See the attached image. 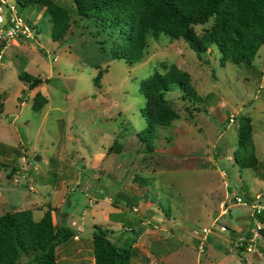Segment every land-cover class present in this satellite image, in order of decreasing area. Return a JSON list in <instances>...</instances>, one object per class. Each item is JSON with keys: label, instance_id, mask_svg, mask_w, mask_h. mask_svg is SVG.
<instances>
[{"label": "rangeland", "instance_id": "obj_1", "mask_svg": "<svg viewBox=\"0 0 264 264\" xmlns=\"http://www.w3.org/2000/svg\"><path fill=\"white\" fill-rule=\"evenodd\" d=\"M54 1L70 15L62 37L53 39L39 3L20 7L34 38L0 37V213L32 206L39 219L46 206L54 208L53 223L69 224L82 238L81 261L73 257L71 264H93L94 223L130 249L132 264H241L226 232L209 233L200 252L193 230L209 225L222 202L228 209L221 218L241 227L250 209L235 195L254 200L264 189V43L250 64H234L221 62L215 45L196 52L161 32L130 63L115 57L106 30L77 15L71 0ZM212 22L194 30L202 33ZM172 62L189 74L198 96L167 91L178 117L146 136L139 133L146 125L141 82ZM22 70L43 79L35 86L47 97L40 110L31 107L34 91ZM242 115L252 124L255 166L234 159ZM128 222L133 230L123 227ZM247 256L264 264V236Z\"/></svg>", "mask_w": 264, "mask_h": 264}, {"label": "trees", "instance_id": "obj_2", "mask_svg": "<svg viewBox=\"0 0 264 264\" xmlns=\"http://www.w3.org/2000/svg\"><path fill=\"white\" fill-rule=\"evenodd\" d=\"M16 1L19 8L32 3L44 7L52 23L53 39L66 32L70 15L63 5L54 0ZM71 1L77 15L91 17L99 31L106 30L115 57L125 58L130 63L143 56L148 38L157 37L161 32L183 38L196 52H209L215 45L221 62L234 64H250L264 43V0ZM210 18L213 19L210 28L202 33L194 30V24ZM164 67L163 71L155 70L141 82L140 91L146 97L141 113L146 125L139 133L146 136H153L156 127L169 125L178 117L166 97L167 91L177 87L182 99L192 100L198 96L186 71L173 62ZM19 76L30 89L43 81L25 70L20 71ZM46 101V95L37 90L32 96L31 107L40 110ZM237 127L234 159L241 166H255L258 159L253 150L249 116L242 115ZM2 150L0 148V152ZM111 201L114 205L118 202L115 197ZM74 235L75 229L69 224L53 223L50 206H46L39 219L33 217L31 208L6 210L0 213V264H15L26 254L31 256L29 264H57L56 247ZM91 242L94 264H130V249L113 242L102 226L94 224Z\"/></svg>", "mask_w": 264, "mask_h": 264}, {"label": "built area", "instance_id": "obj_3", "mask_svg": "<svg viewBox=\"0 0 264 264\" xmlns=\"http://www.w3.org/2000/svg\"><path fill=\"white\" fill-rule=\"evenodd\" d=\"M34 28L28 24L20 13L16 0H0V37L2 40L12 36L34 38ZM1 57V50H0ZM234 201L249 206L248 217L245 223L237 228L224 221L221 216L226 213L228 205L222 202L219 214L210 222L193 230L198 237L197 250L202 252L208 240L209 233L218 229L226 232L230 242V249L237 252L241 264H254L248 259L247 253L256 251V248L264 236V189L255 194L254 200H248L242 195H235Z\"/></svg>", "mask_w": 264, "mask_h": 264}, {"label": "crops", "instance_id": "obj_4", "mask_svg": "<svg viewBox=\"0 0 264 264\" xmlns=\"http://www.w3.org/2000/svg\"><path fill=\"white\" fill-rule=\"evenodd\" d=\"M40 84V83H39ZM36 87H38V85L36 86ZM36 87H34L33 88V91H34V93H35V91H36ZM252 132H253V128H252ZM257 157V156H256ZM257 159H258V163H259V158L257 157ZM257 163V164H258ZM114 205V204H113ZM115 206H117L118 207V205H115ZM30 207H32V206H30ZM29 207V208H30ZM32 209V208H31ZM39 209H42V208H40L39 207ZM33 211V210H32ZM43 211H44V209H43ZM54 211H55V209L53 208H51V214H52V218H54ZM155 214H156V212H154ZM152 214V215H155V214ZM138 220V222H139V230L141 229V227H142V224H144L146 221H145V219H146V212H142L141 214H139V217L137 218ZM62 222V221H61ZM60 222V223H61ZM130 222V221H129ZM128 222V224H124V228H129L130 230H133V226L131 225V223H129ZM62 223H64V222H62ZM95 224V223H94ZM80 231H82V230H78L77 232L79 233ZM82 239L81 238V235L80 234H75L72 238H70L69 240H67V241H65V243L64 244H59L57 247H56V256H57V264H59V257H58V254H59V249L61 248V247H63L62 249H64L63 250V260H62V262H63V264H71V262H72V260H73V257H77L76 259L78 260V263L81 261V257H80V254H81V249H82V245H81V241L80 240ZM72 241H77V243H72ZM133 246V245H132ZM134 247H136V245L134 246ZM143 251L141 250V249H139V248H137L136 249V258L138 259V257L141 259L142 258V256H143ZM131 258H132V256H131ZM93 264H94V256H93ZM130 264H132V259H131V261H130Z\"/></svg>", "mask_w": 264, "mask_h": 264}, {"label": "water", "instance_id": "obj_5", "mask_svg": "<svg viewBox=\"0 0 264 264\" xmlns=\"http://www.w3.org/2000/svg\"><path fill=\"white\" fill-rule=\"evenodd\" d=\"M34 159H36V160L39 159V155H35Z\"/></svg>", "mask_w": 264, "mask_h": 264}]
</instances>
